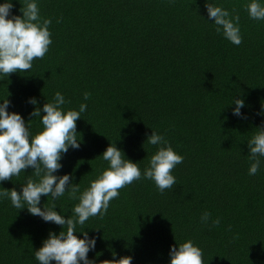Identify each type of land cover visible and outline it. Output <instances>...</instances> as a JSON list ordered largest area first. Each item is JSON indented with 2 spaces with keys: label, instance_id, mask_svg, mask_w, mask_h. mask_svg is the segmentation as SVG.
<instances>
[{
  "label": "trees",
  "instance_id": "trees-1",
  "mask_svg": "<svg viewBox=\"0 0 264 264\" xmlns=\"http://www.w3.org/2000/svg\"><path fill=\"white\" fill-rule=\"evenodd\" d=\"M210 2L239 15L240 45L206 20L205 0H38L41 18L52 19L49 51L30 70L0 78V99L26 124L32 120L33 134L43 126L30 113L55 92L70 101L65 109L87 103L76 122L80 147L63 155L57 173L70 174L81 190L108 166L98 156L111 142L143 170L156 151L146 143L151 128L184 157L172 189L162 194L151 180L133 181L103 217L77 225L97 238L88 253L97 264L113 253L132 264H169L171 246L189 239L204 264H264V157L250 176L247 144L264 127V20L249 18V0ZM13 3L12 13L22 16L24 0ZM232 99L245 101L242 117L232 114ZM32 172L4 181L0 191H19L28 176L36 179ZM54 203L67 218L78 200L66 193ZM52 204L42 196V208ZM205 210L220 224H201ZM62 230L0 199V264H38L34 251Z\"/></svg>",
  "mask_w": 264,
  "mask_h": 264
},
{
  "label": "clouds",
  "instance_id": "clouds-1",
  "mask_svg": "<svg viewBox=\"0 0 264 264\" xmlns=\"http://www.w3.org/2000/svg\"><path fill=\"white\" fill-rule=\"evenodd\" d=\"M205 6L208 13L206 20L212 21L215 31L232 44L240 45L243 38L239 15H233L227 8L210 0H205ZM13 7V0L0 2V78L30 70L33 61L44 58L53 42L50 31L52 19L41 18L38 0H24L20 9L22 16L13 14ZM246 11L250 19L264 20V0H249ZM90 95L84 92V101ZM28 102L38 104L35 98H30ZM10 103L8 98L0 99V184L13 180V177L28 168L33 169L36 179L28 176L19 191L16 188H4L5 191H0V199L8 198L14 208H26L31 215L63 227L59 234L50 231L42 246L34 251L38 264H97L95 259L88 257V253L95 250L97 238L89 236L85 229L77 231V225L83 226L90 217H103L109 209L110 201L119 196V190L133 181L151 180L162 194L176 184L173 169L183 162L184 157L174 150L163 134L151 128L152 133L147 136L146 143L156 146V151L143 170L137 162L128 159L116 143L111 142L98 156L108 166L89 182L88 187L81 190L80 183H73L70 174L57 173L63 167V155L70 148L80 147L76 122L87 111V103H80L78 110L65 109L63 106L70 101L60 91L55 92L51 102L47 100L42 108L37 106L30 113L32 117L39 118L43 126L35 134L29 123L32 120L26 124L20 113L9 112ZM231 104L235 105L232 114L242 117L245 101L232 99ZM260 115H264V105ZM256 129L247 140L248 155L252 161L248 168L250 176L258 173L261 158L264 157V127ZM66 193L70 199L78 200L67 218L61 211H57L54 203ZM42 196L51 197V207L40 206ZM209 221L212 225L220 224V218L212 219L211 213L205 210L200 216V223L207 224ZM77 233H82V238ZM177 244L170 248L169 264H204L203 251L192 240ZM113 257L100 264H132L131 256L115 259L113 253Z\"/></svg>",
  "mask_w": 264,
  "mask_h": 264
}]
</instances>
